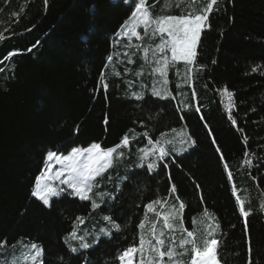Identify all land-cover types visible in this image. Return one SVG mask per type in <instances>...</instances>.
Wrapping results in <instances>:
<instances>
[{
    "label": "trees",
    "instance_id": "trees-1",
    "mask_svg": "<svg viewBox=\"0 0 264 264\" xmlns=\"http://www.w3.org/2000/svg\"><path fill=\"white\" fill-rule=\"evenodd\" d=\"M148 2L155 5V14H179L166 0ZM218 7L198 46V63L206 68L185 82L179 63V75L176 70L168 73L175 99H160L151 93L147 65L144 76L134 75L143 64L140 53L133 57L134 64L124 57L125 63L116 64L122 74L126 67L131 73L117 78L109 68L107 92L95 90L106 57L126 50V38L113 47L114 33L132 10L124 0H47V5L44 0H0V34L6 37L0 41V241L5 242L0 253L35 242L44 249V264H119L116 256L139 241L140 221L150 227L156 219L152 213L145 216L143 205L166 196L174 184L172 201L178 195L186 204L184 226L191 230L195 217L203 235L218 223L223 264H246L244 218L232 194L235 185L245 207L253 210L247 218L253 264H264V213L258 208L264 202V0H222ZM9 52L16 54L6 59ZM128 81L134 82L132 91L145 92L142 100L130 98ZM224 87L233 93L235 126L228 118V98L219 91ZM133 128L153 139L161 132L173 139L182 130L195 143L182 153L169 146L170 155L149 173L146 164L137 167L138 149L147 144L146 138L137 137L100 182L97 191L108 195L96 210L68 194L53 197L51 207L32 196L47 151L65 155L93 142L111 147ZM246 146L255 153L252 168L242 164ZM205 208L210 218L202 217ZM105 215L121 230L112 229ZM77 216L85 219L79 234L89 233L86 239L92 246L81 249L79 241L71 240L77 248L72 252L65 237ZM101 228L112 235L102 234Z\"/></svg>",
    "mask_w": 264,
    "mask_h": 264
},
{
    "label": "snow or ice",
    "instance_id": "snow-or-ice-1",
    "mask_svg": "<svg viewBox=\"0 0 264 264\" xmlns=\"http://www.w3.org/2000/svg\"><path fill=\"white\" fill-rule=\"evenodd\" d=\"M221 2L222 0H166V6L169 9L173 7L178 9L179 14H155L152 11L155 5H150L148 0H124V3L132 10L114 33L113 47L115 48L116 45L120 44L121 39L126 38L127 43L124 45L126 50L122 53L113 52L106 57L104 69L100 71L95 90L98 91L102 87L107 92L109 84L106 70L109 68L112 69V75L117 78L131 73L132 69L126 67L122 74L117 70L116 64L125 63L121 57L127 58V64H134L133 57L140 53L143 64L134 75L138 79L144 76V65H147L149 69L147 75L152 77V95L160 99H168L169 97L175 99L168 87L170 83L168 73L170 70H176L177 75H179L177 65L182 63L185 69V82H188L194 80L195 75L206 68V65L198 63V46L201 42L202 33L211 28V14L219 11L218 5ZM44 3L47 5V0H44ZM138 29L143 31H138ZM28 30L31 31V29ZM5 38L3 34H0V41ZM134 39L138 42L133 43ZM145 39L150 42L159 39V43L145 45L142 43ZM15 54V52H9L5 58L8 59ZM114 57L116 58L115 64L113 63ZM259 67V65L254 66L251 71L255 73ZM127 84L130 98L137 101L144 98L145 92L143 90H131L133 81H128ZM140 87L143 89L144 85L141 84ZM180 87V84L176 85L177 89ZM219 91L228 98V118L235 126L237 122L231 115V108L234 107L233 93L227 87L219 89ZM177 95H184V93L178 91ZM195 97L196 93L193 90L192 98L195 99ZM183 107L188 108L190 105L184 103ZM196 110L199 111V108L197 107ZM108 122V116L105 115V125ZM139 123L142 126L144 124L143 121ZM176 131V129L171 130L172 133H176ZM238 131L243 132V129L238 128ZM137 137L147 139V144L138 149L140 163L137 167H143L146 164L149 173L159 166L158 161H163L170 155L169 146H171L172 151L183 150L182 148L176 149V141L169 139L165 132H161L159 136L153 139L147 131L142 134L136 133L134 128L129 129L119 142L111 147L104 148L100 143L93 142L87 147H73L67 155L49 150L44 159L45 167L41 169V174L36 177L33 185L32 196L42 201L45 206L51 207L50 200L53 197L68 194L79 198L81 201L90 202L92 210H96L104 202V197L108 195V193L97 191L101 187L100 182L109 170L115 168L117 163L125 158V150L130 148ZM187 139L191 141L190 136ZM247 140L248 138L245 136L243 140L245 145H247ZM184 142L183 138L179 140L180 144ZM191 142L195 143V141ZM216 150L217 152L221 151L219 147ZM150 157L151 160H149ZM254 157L255 153L246 146L242 164L252 168ZM220 159L221 161L225 159L222 154ZM53 161L59 165V168L53 170L51 163ZM164 167L167 168L168 165L164 164ZM224 168L226 171L229 168L226 162ZM227 174L231 181V171H228ZM107 178L109 181L112 180L111 176ZM117 187L119 188V186ZM176 193L177 189L173 184L166 196L158 197L143 205L146 210L145 216L147 217L148 213H152L156 219L150 222V227L146 225L144 219L140 221L137 225L140 230L139 241L123 249L116 256L115 259L119 261V264H223V258L219 251L221 243L216 238L217 229L220 228V225L218 223L215 227L209 225L201 235L197 227V220L193 217L192 229L186 228L183 216L186 204L180 200L178 195H175V201H172V197ZM237 193L238 189L233 185L232 194L236 196L238 211L244 218L245 243L248 253L246 264H253L251 238L247 226V218L252 215L253 210L245 207L246 201L240 199ZM261 194L264 195V193ZM98 199L100 203L97 202ZM258 208L261 213H264V202H261ZM201 215L203 218L212 216L207 208L203 210ZM103 220L109 222L112 229L121 230V225L115 223L112 217L105 215ZM203 222L202 219L201 223ZM84 223V217L77 216L73 222L72 231L65 237V243L69 244L72 252H76L77 248L71 246V240L79 241L81 249H88L92 246L86 239L89 233L79 234V225ZM100 232L106 236L112 235V232L105 228H101ZM93 242L95 243V241ZM4 244V241H0V248H3ZM16 247L17 245L12 246L13 251L11 253H0V264H44L42 245L35 242L24 244L19 252L16 251Z\"/></svg>",
    "mask_w": 264,
    "mask_h": 264
},
{
    "label": "rangeland",
    "instance_id": "rangeland-1",
    "mask_svg": "<svg viewBox=\"0 0 264 264\" xmlns=\"http://www.w3.org/2000/svg\"><path fill=\"white\" fill-rule=\"evenodd\" d=\"M138 31H141L142 32V30L141 29H138ZM135 40V39H134ZM136 41V40H135ZM175 138H173L176 142H175V148L176 149H183L182 151H175V152H177V153H182L183 151H185V150H187L189 147H190V145H191V141H189L188 139H187V135H184V132L182 131V130H179V132H178V134H176L175 136H174ZM181 138H183L184 139V143L183 144H180L179 143V140L181 139ZM68 154V153H67ZM67 154H65V155H67ZM52 163V167H53V170H55L56 168H59V165L55 162V161H53V162H51ZM22 248V247H21ZM20 248V249H21ZM20 249L19 250H17V252H19L20 251Z\"/></svg>",
    "mask_w": 264,
    "mask_h": 264
}]
</instances>
